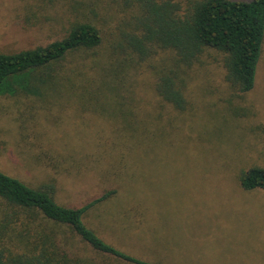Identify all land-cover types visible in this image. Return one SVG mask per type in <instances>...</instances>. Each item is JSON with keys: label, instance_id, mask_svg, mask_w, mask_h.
<instances>
[{"label": "rangeland", "instance_id": "rangeland-1", "mask_svg": "<svg viewBox=\"0 0 264 264\" xmlns=\"http://www.w3.org/2000/svg\"><path fill=\"white\" fill-rule=\"evenodd\" d=\"M132 11L125 0H0V53L62 40L77 21L96 25L109 47ZM156 59L131 70L120 108L115 96L67 95V87L0 96V172L33 188L54 185L66 208L114 191L84 223L149 264H264V191L245 193L237 182L241 170L264 168V43L254 89L241 96L205 53L189 71L182 114L154 91ZM63 65L91 77L98 70L89 52ZM76 247L96 264H130Z\"/></svg>", "mask_w": 264, "mask_h": 264}, {"label": "trees", "instance_id": "trees-1", "mask_svg": "<svg viewBox=\"0 0 264 264\" xmlns=\"http://www.w3.org/2000/svg\"><path fill=\"white\" fill-rule=\"evenodd\" d=\"M125 4L132 14L126 28L110 32L109 47H103L96 25L77 21L62 40L0 53V96L39 97L67 87V95L115 96V107L120 108L131 70L157 58L152 67L154 91L161 103L182 114L188 111L189 71L210 52L221 63L232 94L252 92L264 43V0H190L184 6L172 0H125ZM79 52L92 55L98 69L92 77L81 66L65 69L66 58ZM237 182L245 193L264 191V168L241 170ZM54 190L52 184L33 188L0 172V264H96L79 255L76 243L101 256L149 264L107 243L84 223L88 212L114 191L80 208H66L56 203Z\"/></svg>", "mask_w": 264, "mask_h": 264}]
</instances>
